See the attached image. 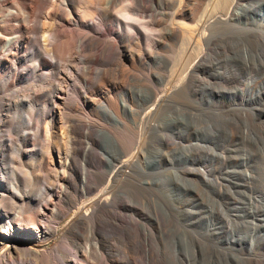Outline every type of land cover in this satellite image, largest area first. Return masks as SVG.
<instances>
[{"label": "bare ground", "instance_id": "bare-ground-1", "mask_svg": "<svg viewBox=\"0 0 264 264\" xmlns=\"http://www.w3.org/2000/svg\"><path fill=\"white\" fill-rule=\"evenodd\" d=\"M45 1L37 4L34 0L36 8H32L22 0H0V72H6L4 78L0 76V164L4 174L0 178V228L6 227L0 229V264H228L235 244L245 246L250 253L264 245V214L262 228L250 238L235 236L226 221L214 214H207L209 219H204L202 228L198 227L199 214H182L184 229L169 234L164 252L158 216L119 214L116 197L117 189L131 183L134 174L143 189L153 186L162 190L165 150H156L151 162L144 158L142 149L149 132L160 146L167 142L154 118L166 101L179 96L195 80L196 69L205 62L203 43H207L212 29L238 23L239 8L264 20V0L258 3V12L248 0H218L204 20L196 19L199 0H55L51 5ZM35 11L45 14L36 16ZM164 19H168L165 28ZM131 21L141 24L145 37ZM184 21L193 24L187 26ZM6 23H16V27L10 29ZM70 26L84 32L72 35L60 30ZM106 28L109 34L104 33ZM28 34L31 38L33 34L34 40L29 55L32 66L26 72L14 66L26 59L20 53L29 44ZM164 38L193 40L197 56L185 75L169 88H159L154 101L136 112L120 94L130 72L151 61H164L158 53ZM247 57L243 52L242 59ZM154 75L149 72L145 78ZM37 78L40 83L33 84ZM56 118L60 135L54 137ZM114 132L131 135L136 145L116 161ZM168 136L187 155L195 147L206 149L196 142L181 146L185 133ZM104 139L111 141L108 150L100 146ZM56 155L58 167L53 165ZM180 156L190 166L179 167L181 171L176 173H184L190 182L215 185L211 169L198 165L195 157ZM150 165L157 171L151 180L147 178ZM43 168L48 175L53 172L52 182L36 188L33 179ZM18 201L34 211L16 213ZM124 208L135 211L126 205ZM45 209L48 213L42 211ZM69 210L73 219L59 226L57 222ZM124 224L127 229L122 228ZM13 229L26 240L48 245L61 237L62 242L52 253L27 247L21 250L14 244L13 251H3L10 242L5 236ZM230 233L231 237L226 236Z\"/></svg>", "mask_w": 264, "mask_h": 264}, {"label": "rangeland", "instance_id": "rangeland-1", "mask_svg": "<svg viewBox=\"0 0 264 264\" xmlns=\"http://www.w3.org/2000/svg\"><path fill=\"white\" fill-rule=\"evenodd\" d=\"M35 1L39 4L40 0ZM49 1L46 0L45 3L51 5V2L55 0ZM217 1L199 0L195 5L196 19H207L213 7L217 5ZM260 1L248 0L247 2L258 12L257 5ZM22 2L28 7L36 8L34 0H22ZM29 2L35 5L31 6ZM1 6L0 3V9H3ZM35 13L36 16L41 15V12L39 14L35 11ZM237 13L238 23L217 25L212 29L207 43H203L205 62L200 69H196L195 82L190 81V86L179 96L166 101L164 109L154 118V121L162 126L163 133L167 137L164 147L159 145L150 132L144 139L142 149L147 161L155 160L156 150H165L162 190L153 186L143 189L139 184V176L134 174L131 183L122 185L116 191L118 205L121 208L118 211L119 214L158 216L161 221L160 230L164 233V252L169 234L174 231L181 232L184 229L186 219L182 214H199L201 218L198 223L199 228H202V224L209 219L207 214H214L215 218L220 217L224 222L226 221L229 231L235 236L245 238L252 237L262 228L260 220L264 214V20L255 13L250 16L240 8ZM70 20L74 22L76 18L72 16ZM131 22L140 29L141 35L144 36L145 29L141 24L137 21ZM184 22L187 26L193 24ZM167 23L168 19H164V28L168 25ZM6 26L13 29L16 23H6ZM107 26L117 29L110 23H107ZM64 29L60 30L66 33L72 32V35L84 32L75 26ZM104 33L109 34L107 28ZM27 37L29 44H26L25 49L20 53L25 55L26 59L14 66L18 70L26 69V72L27 68L32 66L29 55L33 50L34 35L32 34L31 38V34H28ZM178 41L164 38V47L158 50V53L164 57V61L162 63L151 61L144 68L130 72L124 85L125 90L120 95L132 103L136 112L150 105L163 86L169 88V85L174 84L178 77L185 75L193 64L197 56L194 41L184 42L182 39ZM190 41L192 43L189 44ZM243 52L248 54L245 61L242 59ZM259 57H262V61ZM46 59L49 58L46 57ZM149 72L155 75L153 78L146 79L145 76ZM0 76L1 78L6 76L5 70L0 72ZM39 83L40 78H37L33 84ZM245 92L250 94L247 95ZM56 120L52 131L54 137L60 135V123L58 118ZM123 120L126 121L124 118ZM180 132L185 133L181 146L194 145L196 142L195 145H204L206 149L195 147L189 150L187 155V152L180 147L177 148L168 136L169 134L178 136ZM112 137L117 142V147L113 149L114 161L122 157L126 150L136 147L131 135L125 137L119 132H114ZM82 141L88 143L87 139H82ZM100 146L108 150L111 141L104 139ZM95 149L99 152L97 147ZM180 155L195 157L198 165L211 169V177L216 181L215 185L203 184L198 180L190 182L184 173H176L175 170L181 171L179 167L188 168L190 166L189 163L183 162ZM170 160L171 164L168 162ZM58 162L56 155L53 165ZM26 163L28 164L29 160ZM53 165L50 167L51 170H53ZM147 172L149 180L157 174L153 165L148 166ZM244 173H247L248 177L244 178ZM53 175V172L48 175L43 168V171L33 179L36 188L48 186V182H52ZM1 177L3 178L4 174L0 164ZM125 205L134 208L135 211H127L124 208ZM38 206L39 204L35 203L34 208L38 209L36 208ZM48 207L52 208L50 205ZM15 208L16 213L19 214H30L34 211L21 205L19 201ZM48 210L42 211L48 213ZM73 216L69 210L66 216L57 222L58 225L65 226L73 219ZM5 228L4 226L0 229L5 230ZM122 228L127 229L128 225L124 224ZM226 236L231 237L232 235L230 233ZM5 237L10 242L3 251L7 249L13 251L14 244L21 250L27 247L31 250H47L52 253L54 247L62 242L61 237L52 239L48 245L35 240H26L16 229ZM233 247L228 264H264V245L257 246L251 253L245 246L239 248L238 244H235Z\"/></svg>", "mask_w": 264, "mask_h": 264}]
</instances>
